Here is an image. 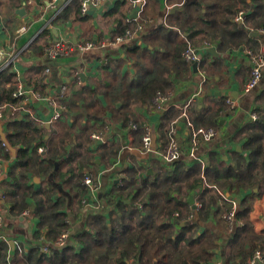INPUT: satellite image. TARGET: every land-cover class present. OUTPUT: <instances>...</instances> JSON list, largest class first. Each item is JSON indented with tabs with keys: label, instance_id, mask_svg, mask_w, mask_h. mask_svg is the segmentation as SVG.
Instances as JSON below:
<instances>
[{
	"label": "clouds",
	"instance_id": "clouds-1",
	"mask_svg": "<svg viewBox=\"0 0 264 264\" xmlns=\"http://www.w3.org/2000/svg\"><path fill=\"white\" fill-rule=\"evenodd\" d=\"M0 264H264V0H0Z\"/></svg>",
	"mask_w": 264,
	"mask_h": 264
},
{
	"label": "crops",
	"instance_id": "crops-1",
	"mask_svg": "<svg viewBox=\"0 0 264 264\" xmlns=\"http://www.w3.org/2000/svg\"><path fill=\"white\" fill-rule=\"evenodd\" d=\"M194 70H195V69H194ZM38 187H39V185L36 186V188H38Z\"/></svg>",
	"mask_w": 264,
	"mask_h": 264
},
{
	"label": "trees",
	"instance_id": "trees-1",
	"mask_svg": "<svg viewBox=\"0 0 264 264\" xmlns=\"http://www.w3.org/2000/svg\"><path fill=\"white\" fill-rule=\"evenodd\" d=\"M37 189V191H39V187L38 188H36Z\"/></svg>",
	"mask_w": 264,
	"mask_h": 264
}]
</instances>
